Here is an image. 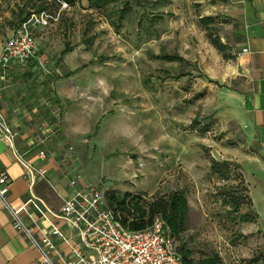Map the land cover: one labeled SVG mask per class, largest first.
Here are the masks:
<instances>
[{"label": "rangeland", "instance_id": "rangeland-1", "mask_svg": "<svg viewBox=\"0 0 264 264\" xmlns=\"http://www.w3.org/2000/svg\"><path fill=\"white\" fill-rule=\"evenodd\" d=\"M39 1L0 0V43ZM125 2L129 10L119 18ZM225 4L114 0L95 9L76 0L47 6L53 19L34 30L45 68L34 62L4 77L0 84L10 97L0 109L16 136L13 113L23 130L47 138L42 153L103 194L118 190L152 201L182 193L188 226L174 243L185 242L193 259L214 252L221 264H264V232L238 162L252 143L240 112L237 94L245 81ZM205 16L214 21L202 25ZM66 44L72 51L61 54ZM16 92L20 99L11 97Z\"/></svg>", "mask_w": 264, "mask_h": 264}, {"label": "crops", "instance_id": "crops-1", "mask_svg": "<svg viewBox=\"0 0 264 264\" xmlns=\"http://www.w3.org/2000/svg\"><path fill=\"white\" fill-rule=\"evenodd\" d=\"M224 12L231 19L229 40L237 49V72L245 81L237 95L243 125H246L244 127L252 143L251 153L244 154L238 162L255 221L264 232V0H226ZM17 66L21 67L13 63L5 77L9 78ZM1 84L0 102L4 106L10 93ZM18 93H13L11 97L20 99ZM11 118L13 125L20 127L18 135L13 145L0 140V173H5L9 179L7 200L14 208L25 204L33 222L25 212H21L20 216L34 227L37 235L48 233L58 252L67 253L68 246L62 239L50 234L51 226H56L62 236L72 240H75L74 231L64 220L50 214L47 223L29 201L37 198L51 212H58L63 201L72 195L73 189L68 183L74 175L67 172L55 155L46 151L44 154L43 151V157L40 156L42 150L39 145L47 138L41 139L23 130L16 113ZM24 162L29 164V168ZM78 186L85 184L79 180ZM0 264H42L28 239L13 227L10 214L1 201Z\"/></svg>", "mask_w": 264, "mask_h": 264}, {"label": "built area", "instance_id": "built-area-1", "mask_svg": "<svg viewBox=\"0 0 264 264\" xmlns=\"http://www.w3.org/2000/svg\"><path fill=\"white\" fill-rule=\"evenodd\" d=\"M62 6L66 7V4ZM52 19L45 10L31 12L0 43V80L4 79L13 63L26 67L37 62L38 67L45 68V63L37 60L34 29L45 27ZM15 137L16 132L0 109V140L13 145ZM40 156L43 157L42 152ZM24 164L29 168L28 163ZM80 179L81 175L76 174L69 180L72 195L63 201L58 212H51L37 198L29 201L47 223L50 214L64 220L74 231L75 240H72L62 236L56 226H51L50 234L59 236L68 246L67 253H60L48 233L37 235L34 227L20 216L25 212L31 219L25 204L18 208L11 206L7 200L9 179L5 173H0V201L9 212L13 227L28 239L42 264H181L174 240L164 232L160 218H155L152 225L144 230L130 231L120 225L106 206L104 194L90 185L79 187Z\"/></svg>", "mask_w": 264, "mask_h": 264}, {"label": "trees", "instance_id": "trees-1", "mask_svg": "<svg viewBox=\"0 0 264 264\" xmlns=\"http://www.w3.org/2000/svg\"><path fill=\"white\" fill-rule=\"evenodd\" d=\"M76 0H41L34 5V11L38 12L45 10L48 7L59 9L62 4L72 5ZM95 9L103 8L109 1L114 0H87ZM129 10L128 4L125 2L124 7L120 11V17ZM20 19L17 27L25 21L30 13ZM214 18L210 16L200 17L199 22L202 25H207L213 22ZM35 30V29H34ZM212 44L223 50L224 46L220 43L219 38H211ZM72 48L66 44L61 54L71 52ZM168 61H180L181 57L178 55H165L162 57ZM32 65L29 66V68ZM75 70L68 71L65 76L69 77L74 74ZM181 75H173V78H179ZM216 164L215 161H213ZM104 200L106 206L114 213L116 220L120 225L130 231L144 230L150 227L155 218H160L163 222L164 232L173 240L181 236L188 226V211L189 205L186 197L179 192H172L168 196H160L152 201H145L143 197L130 192H121L118 190H110L104 193ZM236 206L238 203L236 202ZM246 218L245 215L241 216ZM176 248V246H175ZM176 251L181 259V264H221L220 257L217 253L208 252L198 259L191 257L192 250L185 242H180Z\"/></svg>", "mask_w": 264, "mask_h": 264}]
</instances>
